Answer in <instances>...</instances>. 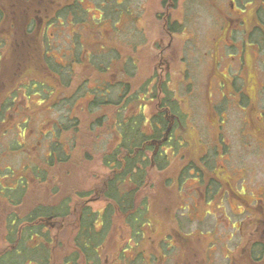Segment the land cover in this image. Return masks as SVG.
<instances>
[{"label":"rangeland","instance_id":"rangeland-1","mask_svg":"<svg viewBox=\"0 0 264 264\" xmlns=\"http://www.w3.org/2000/svg\"><path fill=\"white\" fill-rule=\"evenodd\" d=\"M250 1L235 0V6L237 9H243ZM261 1L254 0L257 11L260 10L258 3ZM1 2L2 0L0 4ZM69 3L74 6L75 3L77 4L74 8L76 13L69 10L58 11L63 4ZM33 5L35 3L31 4ZM229 5L228 0H174V2L173 0L167 2L164 0H52L51 3L41 6L43 18L47 21L41 22V27L38 28L29 45L26 60L28 62L24 64H22L21 55H17L13 50L15 36L7 40L1 35L6 33L8 25L4 24L0 27V42L5 44L4 54L0 59V102L6 92L12 88L16 90L17 96L13 108L6 111V118L0 121V167L9 166L16 174L29 173L30 177L29 165L41 166V155L47 153V145L51 141V138L44 136L43 132L50 129L53 123L65 118L67 107L74 108V111L79 108L80 111H77V114L81 119L79 139L75 146L74 141H69V144L73 143L74 147L70 159L49 169L47 172L50 173L45 181H33L31 185L33 187L26 191L23 198L26 204L13 208L9 203L0 200V250L4 247V219L9 211L22 213L25 208L36 203H55L63 195H71L74 198L76 191L96 188L102 184L108 173V168L102 163V153L109 147L113 131L109 127L110 122H104L97 129L95 127H92V130L87 129L93 119L102 113V111L93 113L86 111L87 103L93 95L89 88L101 84L105 79H114L112 81L114 82L118 77L122 78L125 75L124 61H126L128 72L131 73L126 75L132 76V87L135 91L153 73H156V80L160 82L167 83V80L171 79L169 87L173 89L174 97L179 102L180 113L184 116V121L171 133L175 151L172 155L169 153V165L166 163L162 169L151 168L146 186L140 194L148 203L153 220L151 223L157 228L156 233L159 230L162 235L166 233L165 230L171 222L168 214L177 204L173 199L182 196L188 188V182H192L191 179H187L184 184L178 181L177 172L184 169L186 173L189 162L198 163L200 157L204 155V149L218 148L220 152H224L223 157L208 156L207 165L210 168L222 162L228 176L238 179L239 174L235 172L243 168L245 178L264 180V158L262 159L261 153L258 152L264 147V142L250 136H242L244 125L238 121L241 115L234 110L228 112V119L224 122L222 129L223 134L216 136V127L208 124L212 122L211 118H206L209 110L207 93L203 91V88L193 89L190 87L189 80L184 79L182 82L183 78L180 77L182 71L188 76L194 74L200 77L199 75H202L205 70L214 67L213 60L217 53H219L220 62H216V68H231L238 60L241 49L245 55L243 59L247 68L253 67L251 53L254 49L250 45H245V49V46L241 45L239 34H236V39L233 40L236 43L235 47L224 50L219 48V43L223 41L232 42V40L223 39L225 36L220 30L224 15L231 12ZM33 8H30V16L33 15ZM256 17L257 20H264V13ZM227 26L233 27L234 22L231 21L225 25ZM259 31H264V25L259 26ZM220 35L222 42L215 45L214 37L218 39ZM227 37L230 38L229 35ZM160 44H162L160 47L163 48V54L168 56V69L160 67V50L158 49ZM261 44L264 48V40ZM45 51L49 54L44 61ZM232 54L235 61L231 57L224 56ZM57 63L70 68L71 80L68 86L61 84V80H66L68 77L63 79L64 73L59 70ZM26 65L28 76L20 78L21 74L18 70L23 66L26 68ZM104 65H109L110 70L99 69ZM256 66H259L257 58ZM28 78L34 79V82L46 80L55 87V90L44 102H41L37 92L29 94L27 89L20 86L21 82L30 83L27 82ZM111 92L115 96L117 89ZM152 94L155 95L151 100L149 94L148 97L145 96L146 100L143 102L134 101L131 105L132 110L138 109L139 103H142V106L145 103L143 110L145 116L147 118L153 116L152 114L158 109L156 102L161 96V91H155ZM23 95H29V97L24 98ZM64 95L68 100L74 97L73 102L67 100L59 103ZM163 96L164 93L161 98ZM214 97L216 94L212 97L213 101H215ZM56 102L57 105H54ZM23 120L29 123V127L22 132L20 124ZM151 128V125L147 123L144 130L151 132ZM175 139L180 143L178 144ZM14 143L20 144L19 147L9 150L10 145ZM63 146H65L64 149L69 147L64 143ZM165 159H167L166 156ZM24 166H27V169ZM2 173L3 171L0 172ZM223 175L218 177L222 181L228 180ZM219 178L217 179L220 180ZM7 183L10 184L9 181ZM180 185L182 189L179 188ZM94 194L97 193L94 192ZM89 202L95 209L105 205L103 197ZM116 220V225L112 229L114 231L105 245L108 249L119 248L130 236L129 227L124 225L126 223L121 219ZM193 227L194 225L190 228ZM147 228L149 226L145 225L143 230ZM69 236L70 232L64 234L63 240ZM64 243L66 249V242ZM58 250H56L57 254ZM63 250L60 248V251Z\"/></svg>","mask_w":264,"mask_h":264},{"label":"flooded vegetation","instance_id":"flooded-vegetation-1","mask_svg":"<svg viewBox=\"0 0 264 264\" xmlns=\"http://www.w3.org/2000/svg\"><path fill=\"white\" fill-rule=\"evenodd\" d=\"M228 1L231 12L224 15L220 30L221 34L225 36L223 39L232 40V42H222L220 35L218 39L214 37L215 45L222 42L219 43L221 50L235 47L236 43L233 40L236 39L235 35L239 34L241 45H250L254 49L251 53V60L254 61L253 67L247 68L243 59L245 55L241 49L238 60L231 68H216V62H220V56L218 58L219 53H217L213 60L214 67L205 70L202 75H199L200 77L194 74L188 76L183 71L180 77L183 78L182 82L184 79L189 80L190 87L193 89L196 87L198 89L203 88V91L207 93L209 110L206 118L210 117L212 122L208 124L216 127V136L223 134L222 129L224 122L228 119V112L234 110L241 115L238 117V121L244 125L242 136H250L255 140L264 142V48L261 44L264 40V31H259V26L264 25V20H257L256 17V15L259 17L264 13V0L258 3V9H260L258 11L256 10L257 6L254 5V0L246 4L243 9L236 8L235 0ZM51 2L52 0H2L0 4V27L4 24L8 25L7 30L15 36L13 50L17 55H21L22 64L28 59L30 39H34L38 28L41 27V22L47 21L43 18L41 12L43 7L41 6ZM32 3L35 5L31 6ZM31 7H34L32 16H30ZM231 21L234 22V26L225 27ZM257 24H259L258 27ZM228 35L230 38L227 37ZM161 45L158 48L160 50V67L168 69V56L163 54ZM3 54L4 44L0 42V59ZM224 56L231 57L235 61L233 54ZM255 57L258 60V67ZM171 82L172 80L168 79L167 84ZM158 83L160 84V81ZM214 94H216L214 97L216 102L212 100ZM166 115L167 126L170 129L168 139L171 140L173 125L179 118L169 111L166 112ZM174 151V149H167L168 165L170 154L172 155ZM220 151L218 148L214 150L204 149V155L200 157L198 163L189 162L186 173L184 169L177 172L178 181H182L184 184L187 179H191L192 182H188V188L182 196L173 199L177 204L168 214L171 222L164 235L161 234V230L156 233L157 228L153 226L154 224L151 223L153 220L150 218L144 224L149 228L143 230V225L135 224L137 229L131 230L129 228L130 236L124 240L119 248H106V242L114 231L112 229L116 225V219L124 221L130 214V212H120L119 207H117L120 213H114L116 219L112 223V228L106 232L96 249L99 257L98 264H264V180L245 178L243 168L235 172L239 174L238 179L231 177V175L228 176L222 162L212 168L207 166L208 158L206 155L210 153L207 156L223 157L224 152ZM258 152L261 153L263 159L264 147ZM24 168L27 169V166ZM108 173L101 184L102 186ZM223 174L228 180L222 181L218 177V175L222 176ZM18 176H21L28 186L31 180L29 173L25 175L22 172V174H16L12 178L16 179ZM179 188L182 189L181 185ZM93 194L85 198L83 203L90 204V200L102 197ZM103 200H105V204L109 201L104 197ZM74 203L76 204L73 206ZM83 203L79 205L78 201L74 200L72 203L73 212L69 218L53 219L52 215H48L43 219L49 228L52 242L46 243L50 245L51 249L49 261H43L41 264H62L64 263L62 262L63 255L67 251H75L76 256L75 260L66 264H94L92 259H88L84 254L79 253L81 246L78 241H85L91 232L89 230L81 232L76 226L79 224L76 223V220L80 218L79 207ZM25 204L26 202L23 200L22 205ZM192 225L194 227L190 228ZM69 232L70 236L63 240L64 234H69ZM87 233L88 236L85 235ZM89 239L92 241L91 237ZM3 241L4 247L0 250V255L8 247H13L12 244L7 245L5 243L4 237ZM64 242H66V249ZM60 248L64 250L60 251ZM56 250H58V254ZM19 264L36 263L22 261Z\"/></svg>","mask_w":264,"mask_h":264},{"label":"trees","instance_id":"trees-1","mask_svg":"<svg viewBox=\"0 0 264 264\" xmlns=\"http://www.w3.org/2000/svg\"><path fill=\"white\" fill-rule=\"evenodd\" d=\"M164 1L167 2L168 0ZM76 3L75 6H77ZM75 6L72 3L63 4L58 11L69 10L72 13H76L74 9ZM2 26L4 25H1V27ZM172 28H174V26H172ZM7 31L8 30L1 35L7 40H11V36L13 35ZM31 41H33V39H30V43ZM42 51L43 50H41V52ZM48 54V51H45L44 61L47 59ZM124 62L123 69L125 75L122 76V78L118 77L114 82H112L114 79H105L99 85L88 87L93 95L92 99H90V101L88 100L86 111L92 113L102 111V113L93 119L87 129L92 130V127L97 129L103 125L104 122H110V126H108L111 127L113 131L110 145L105 148L102 153V163L111 173H108L103 186L97 187L98 189L90 188L81 192L76 191L74 193V198L71 195H63L55 203H36L24 213L22 212L23 214L13 210L9 211L4 219V239L7 245L12 244L13 247H8L1 253L0 264H19L22 263V261L41 264L43 261H49L51 249L49 247L50 245L46 243H51L52 237L43 219L48 215H52L53 219L61 217L69 218V215L73 212L72 203L74 200L78 201L80 205L85 198L90 197L94 192L109 201L100 209L93 208L89 203H83L78 211L80 218L76 220V223H79L76 226L81 232L84 230L91 231L89 236L88 233L85 234L88 236V238L84 237L85 241H78L81 246V251H79V253L84 254L88 259H92L94 264H98L99 262L96 249L102 242V238L105 237L106 232L112 228V223L116 219L114 218V213L130 212L124 222L131 230L137 229L135 224L144 226L151 218L149 217L150 210L148 203L145 197H141L140 194L146 186L149 170L154 167L156 169L164 168L168 159L166 155L167 149L170 148L175 150L173 140L168 139V136H170L169 132L166 133L169 127L167 126L168 120L166 112L169 111L179 118L173 125L174 129L184 121V116L180 113L179 102L174 97L173 89L169 87V84L166 82H160L159 84V80H156L155 77L156 73L149 76L150 78L142 85H139V89L135 91L134 87H132V76L127 77L126 75L131 73H129L126 68V61ZM57 64L59 65V70L64 73L62 76L63 79L68 77L66 80H61V84L62 86H68L71 80L70 68L69 66ZM27 67L26 65V68ZM26 68L25 66L21 69L19 68L18 71H20L21 74L19 75L20 78H26L28 76V68ZM99 69L108 71L110 67L109 65H104ZM55 71L56 70H54V72ZM27 82L30 83L24 84L21 82L20 86L25 90L27 89L29 94L37 92L41 102H44L48 95L55 90V87L50 85L46 80H37L34 82V79L30 80V78H28ZM113 89H117L115 96H113L111 92ZM155 91H161V96L163 93L164 96L162 98L160 96L156 102V107H158V109L152 114L153 116L149 118L145 116L143 112L145 103L143 106L141 105L142 103H139L138 109L132 110L131 105L134 101L143 102L146 100L145 96L149 94V99L151 100L155 95L152 94V92ZM8 97L10 99H8ZM16 97V90L14 88L10 89L2 97L0 102V121L6 118V111L13 108ZM23 97L28 98L29 95H23ZM73 99L74 97H70L68 100L64 95L61 101L58 102L63 103L67 100L73 102ZM54 105H57V102L54 103ZM66 109L67 114H65V118L62 121L58 120L59 123H53L50 129L43 132V135L46 137L49 136L51 141L47 145V153H42L41 155V166L35 164L29 165L31 180L28 186L21 176L16 177V179L12 178L16 173L11 170L9 166L5 168L0 167V172L3 171V173L0 174V179L3 180H0L1 201L9 203L13 208H17L22 204L26 191L29 190L30 187H33L31 185L34 180L37 182L45 181L50 173L47 172L49 169L70 159L74 147L73 143L69 144V141H74L75 146V143L79 139L78 134L81 133V130H79V128L81 129V119L77 114V111H80L79 108L75 111L72 107H67ZM147 123L152 127L151 132H146L144 130ZM20 127L23 132L26 127H29V123L24 120L21 122ZM175 141L178 144L180 143L177 139H175ZM63 143L68 144L69 147L64 149L65 146L62 147ZM19 145L18 143H14L10 145L9 150H15ZM58 146L61 147L59 148ZM147 154H149V156ZM165 156L167 159H165ZM206 158H208V156H206ZM11 180H14V182H11ZM8 181L11 183L8 184ZM117 207H119L120 212L117 210ZM137 214L138 216H134ZM68 220L67 222L70 223ZM89 237H91L92 241ZM77 238L78 236L76 237V242ZM75 256V251L65 252L62 258V262L64 263L62 264L75 260Z\"/></svg>","mask_w":264,"mask_h":264},{"label":"water","instance_id":"water-1","mask_svg":"<svg viewBox=\"0 0 264 264\" xmlns=\"http://www.w3.org/2000/svg\"><path fill=\"white\" fill-rule=\"evenodd\" d=\"M168 131V130H167Z\"/></svg>","mask_w":264,"mask_h":264}]
</instances>
